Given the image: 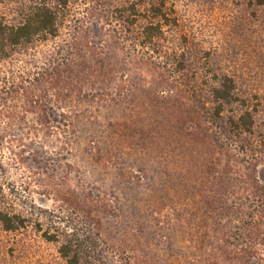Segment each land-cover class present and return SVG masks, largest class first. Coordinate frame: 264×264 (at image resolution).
<instances>
[{"label": "trees", "instance_id": "obj_1", "mask_svg": "<svg viewBox=\"0 0 264 264\" xmlns=\"http://www.w3.org/2000/svg\"><path fill=\"white\" fill-rule=\"evenodd\" d=\"M70 1L26 0L20 22L0 19V62L11 63L0 70V140L6 144L9 161L33 176H46V171L32 170L29 163L42 159L39 153L48 143L56 142L58 150L67 152L79 128L95 124L101 109L129 95L135 80L155 83L154 93L179 109L177 129L209 153L197 178L196 199L177 216L179 228L190 231V252L181 264H264V184L256 176V168L264 164V134L256 131L252 99L239 96L236 83L225 72L214 71L213 78L199 80L198 57L177 47V34L176 40L167 38L178 27L172 0L118 1L121 43L114 46L103 42L94 47L73 34L37 52L32 45L58 35V23ZM250 4L263 5L264 0ZM186 33L180 38L185 44ZM27 48L31 53L25 55ZM20 128L25 135L15 133ZM59 175L56 185L64 190L65 208L43 211L41 219L51 223L44 229L38 226V231L57 244L66 264H165L161 257L119 238L103 241L99 227L94 230L97 223L93 228L53 224L87 222L84 218L108 203L89 197L86 203L93 200L95 208L86 210L87 197L75 200L76 186ZM49 185L40 184L46 194ZM4 203L0 208L4 229L23 227L28 220ZM65 209L73 219L63 215ZM99 248L113 255V263Z\"/></svg>", "mask_w": 264, "mask_h": 264}, {"label": "rangeland", "instance_id": "obj_2", "mask_svg": "<svg viewBox=\"0 0 264 264\" xmlns=\"http://www.w3.org/2000/svg\"><path fill=\"white\" fill-rule=\"evenodd\" d=\"M118 1L71 0L58 23V35L31 47L45 52L73 34L94 47L103 42L121 43L117 40ZM172 1L178 27L167 38L176 40L177 34V47L184 46L198 57L199 80L213 78L214 71L231 76L236 93L255 104L256 131L264 134V4H250L253 0ZM26 5V0H0V19L20 22ZM185 30L189 34L186 44L180 39ZM123 45L127 46L125 39ZM29 53L31 49L23 50ZM10 65L1 61L0 70ZM135 81L129 95L101 109L95 124L79 128L67 152L58 150L56 142L48 143L39 153L42 159L29 163L32 170L46 171V176L14 167L0 140V208L6 201L28 220L16 230H5L0 223V264H66L57 244L38 231L51 223L43 222V211L59 205L65 208L64 190L56 185L60 173L76 186L75 200L87 197L85 203L96 198L108 203L84 218L90 222L53 223L59 228L69 224L93 228L97 223L94 230L99 227L103 241L119 238L161 257L165 264H181L190 252V231L179 228L177 216L196 199L197 178L209 153L177 129L179 109L154 93L155 83ZM21 129L15 133L25 135ZM256 176L264 184V164L256 168ZM45 182L50 184L48 194L40 187ZM92 201L86 203V210L95 208ZM68 210L63 215L73 219ZM92 218L99 222H91ZM101 253L113 263L106 248Z\"/></svg>", "mask_w": 264, "mask_h": 264}]
</instances>
